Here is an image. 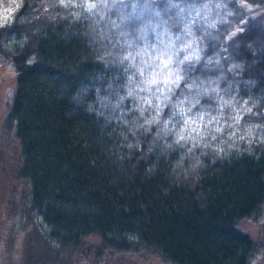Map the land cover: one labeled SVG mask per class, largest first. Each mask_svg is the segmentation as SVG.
<instances>
[{"label":"trees","instance_id":"trees-1","mask_svg":"<svg viewBox=\"0 0 264 264\" xmlns=\"http://www.w3.org/2000/svg\"><path fill=\"white\" fill-rule=\"evenodd\" d=\"M204 1L18 0L0 24L29 264L62 249L94 264H251L261 250L239 223L264 210V140L231 130L264 124V0H221L227 20L187 31L182 6Z\"/></svg>","mask_w":264,"mask_h":264},{"label":"rangeland","instance_id":"rangeland-1","mask_svg":"<svg viewBox=\"0 0 264 264\" xmlns=\"http://www.w3.org/2000/svg\"><path fill=\"white\" fill-rule=\"evenodd\" d=\"M18 0H0V24L9 20L17 7ZM185 17V27L192 32L198 23L206 26H216L219 22L228 19L231 13L229 6L221 0H207L202 3H189L182 6ZM188 32H186L187 34ZM187 45V47H185ZM173 44L165 43V50L169 51ZM185 55L198 52L195 40L188 39L181 43ZM15 70L3 56L0 57V264H29L32 257L26 255V242L29 238L21 228L22 215L15 209L25 208L29 203L30 185L16 176V167L19 155V142L13 128L6 125L8 102L12 99L15 86ZM237 138L264 140V124L255 123L241 127L233 124L231 130ZM33 224L38 230L48 233L49 225L44 219L34 214ZM31 225V224H30ZM239 228L260 241L261 250L255 255L251 264H264V210L257 219L247 218L239 223ZM49 260L45 264H94L79 250L67 256Z\"/></svg>","mask_w":264,"mask_h":264},{"label":"snow or ice","instance_id":"snow-or-ice-1","mask_svg":"<svg viewBox=\"0 0 264 264\" xmlns=\"http://www.w3.org/2000/svg\"><path fill=\"white\" fill-rule=\"evenodd\" d=\"M95 6H96L95 4H91V3L88 5L89 9L94 8ZM129 56H131V53L129 54ZM126 58H127V57H126ZM170 62H171L170 59H169V60H165V61H164V66L166 67ZM176 79H180V77L177 76ZM148 83H150V84H156V83H157V79L155 78V76H153V77L148 81ZM173 83H175V81H173ZM129 94L131 95V93H129ZM147 103H151V101L149 100V101H147ZM158 110H159V109H158ZM154 120H155V118H154ZM181 139H183V137H181Z\"/></svg>","mask_w":264,"mask_h":264},{"label":"clouds","instance_id":"clouds-1","mask_svg":"<svg viewBox=\"0 0 264 264\" xmlns=\"http://www.w3.org/2000/svg\"><path fill=\"white\" fill-rule=\"evenodd\" d=\"M157 15H159V13H157ZM149 23H151V22H149ZM186 30H188V29L186 28ZM140 31H141L142 33L146 34V31H147V30H146V28H141ZM189 34H190V32H189ZM185 47H187V45H185ZM191 59H192V55H191V54L186 55V56L184 57V60H191ZM208 63H209V64L212 63V58H211V57H209ZM180 79H181V78H180ZM180 79H177V81H176L177 84H178V81H179ZM81 87L83 88V86H81ZM189 87H191V86H189ZM78 95H79V93L74 94V96H73V100L77 99Z\"/></svg>","mask_w":264,"mask_h":264}]
</instances>
